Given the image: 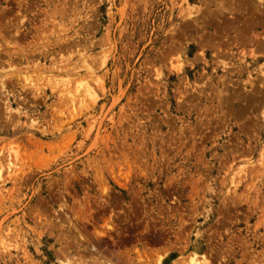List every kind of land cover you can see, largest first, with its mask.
I'll list each match as a JSON object with an SVG mask.
<instances>
[{"label": "rangeland", "instance_id": "1", "mask_svg": "<svg viewBox=\"0 0 264 264\" xmlns=\"http://www.w3.org/2000/svg\"><path fill=\"white\" fill-rule=\"evenodd\" d=\"M259 3L0 0V264H264Z\"/></svg>", "mask_w": 264, "mask_h": 264}, {"label": "bare ground", "instance_id": "2", "mask_svg": "<svg viewBox=\"0 0 264 264\" xmlns=\"http://www.w3.org/2000/svg\"><path fill=\"white\" fill-rule=\"evenodd\" d=\"M260 5H261V3H259V0H257V4H256L257 7H256V9L259 8ZM260 10H261V8H260ZM262 10H263V9H262ZM262 10H261V11H262ZM263 11H264V10H263ZM10 166H11V165H10ZM0 176H1V177L3 176V173H1V171H0ZM198 255H199L198 252H195V254H194L190 259L188 258V259H189V261L187 260L188 262H186V263L183 262V263H185V264H202L203 262H201L202 260L200 261ZM205 258H206V257H205ZM205 258H204V259H205ZM206 259H207V258H206ZM109 260H110V259H109ZM162 260H163V258L160 259L159 264H163V261H162ZM104 262H106V261H104ZM157 262H158V261H157ZM103 264H116V263L113 262V261H107L106 263H103ZM117 264H118V263H117Z\"/></svg>", "mask_w": 264, "mask_h": 264}]
</instances>
